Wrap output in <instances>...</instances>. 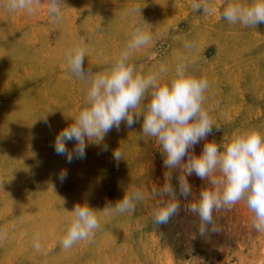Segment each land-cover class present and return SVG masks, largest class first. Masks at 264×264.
Wrapping results in <instances>:
<instances>
[{
    "label": "rangeland",
    "instance_id": "rangeland-1",
    "mask_svg": "<svg viewBox=\"0 0 264 264\" xmlns=\"http://www.w3.org/2000/svg\"><path fill=\"white\" fill-rule=\"evenodd\" d=\"M206 3L207 13L194 12L192 0H61L57 23L47 0L32 14L9 11L0 0V264H264V232L252 228L243 201L214 211L208 232L199 233L198 216L186 208L210 185L195 174L186 176L193 196L177 195L178 214L154 224L152 193L163 185L166 169L159 143L142 133V118L131 128L122 122L99 145L88 143L86 157L70 164L53 148L89 87L67 70L65 50L82 41L85 69L100 72L127 48L133 25L152 37L130 55L137 71L147 76L166 69V79L185 63L208 81L203 107L220 127H213L209 141L219 144L224 133L249 125L264 132V24L244 27L221 18L228 3L250 0ZM64 169L68 176L61 182ZM178 174L172 180L177 193ZM135 192L144 199L134 212L105 214ZM84 203L100 228L64 250L70 211Z\"/></svg>",
    "mask_w": 264,
    "mask_h": 264
},
{
    "label": "clouds",
    "instance_id": "clouds-1",
    "mask_svg": "<svg viewBox=\"0 0 264 264\" xmlns=\"http://www.w3.org/2000/svg\"><path fill=\"white\" fill-rule=\"evenodd\" d=\"M40 2L6 0V6L12 12L32 14ZM60 3L61 0H47V11L57 23L62 19ZM191 7L194 12L210 11L206 0H192ZM221 18L244 27L264 24V0H250L247 5L228 3ZM151 42V35L142 26L133 25L127 48L100 72L85 69L87 49L82 41L65 50L67 70L89 87L83 104L74 115L67 117L71 122L56 133L55 153L64 156L69 164L84 159L88 143L99 145L113 128L119 129L122 122L131 128L142 118V133L157 140L166 169L163 185L152 193L155 225L167 224L178 214L177 195L185 200L193 196L186 176L195 174L201 180L207 179L210 185L202 188L186 208L198 216L201 235L213 224L214 211L231 209L241 201L252 214V228L264 232V132L249 125L224 133L219 144L209 141L207 138L213 134L215 125L203 107L204 93L209 87L206 79L192 75L185 63H177L166 79L163 76L166 69L145 76L129 63L133 51ZM185 47L191 45L185 44ZM215 128L220 130L219 126ZM201 141L203 147L197 155L194 148ZM69 142L73 143L71 149L67 146ZM113 158L116 161L122 158L118 149L113 150ZM174 172L179 173L176 176L178 193L172 184ZM67 176L64 169L58 179L63 182ZM143 199L140 192L124 195L114 205L107 206L105 214L134 212L136 202ZM70 213L61 240L64 250L79 241L90 240L100 228L96 212L86 203L76 204ZM34 247L39 251L41 246L37 242Z\"/></svg>",
    "mask_w": 264,
    "mask_h": 264
}]
</instances>
